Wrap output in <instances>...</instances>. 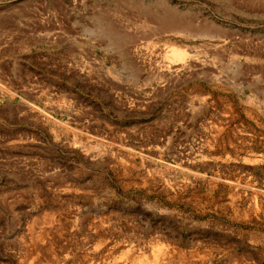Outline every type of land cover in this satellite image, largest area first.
Wrapping results in <instances>:
<instances>
[{
  "label": "rangeland",
  "instance_id": "rangeland-1",
  "mask_svg": "<svg viewBox=\"0 0 264 264\" xmlns=\"http://www.w3.org/2000/svg\"><path fill=\"white\" fill-rule=\"evenodd\" d=\"M59 2L67 38L112 59L124 37L131 70L98 123L0 161V264H264V0ZM161 8L219 36L158 32Z\"/></svg>",
  "mask_w": 264,
  "mask_h": 264
},
{
  "label": "crops",
  "instance_id": "crops-1",
  "mask_svg": "<svg viewBox=\"0 0 264 264\" xmlns=\"http://www.w3.org/2000/svg\"><path fill=\"white\" fill-rule=\"evenodd\" d=\"M30 1L0 0V127L10 128L0 135V161L45 143L51 123H98V89L108 96L113 88L106 80L131 70L123 44L109 59L106 49L99 56L96 46L67 38L60 0ZM40 127L42 143L35 139Z\"/></svg>",
  "mask_w": 264,
  "mask_h": 264
},
{
  "label": "bare ground",
  "instance_id": "bare-ground-1",
  "mask_svg": "<svg viewBox=\"0 0 264 264\" xmlns=\"http://www.w3.org/2000/svg\"><path fill=\"white\" fill-rule=\"evenodd\" d=\"M223 1H225V0H223ZM158 10H161V14H159V15L158 14L154 15L155 13L151 14L153 11L149 13L151 15L145 14L146 19L149 22L155 24L156 30L158 32L183 33V34H186L188 36H192L194 38H212L214 34H216V35L219 34L214 29V27H212L209 24L210 22L208 23V22L203 20L201 22L199 21L198 23H196L194 17H190V16H187L184 14H180V13H177V12L170 10V9H167V8H161ZM103 34H104V32H103ZM105 34H108V33H105ZM110 39L112 41L116 42V44H118V45L119 44L122 45V43L125 40L124 37H122V39H121L118 36L117 37L110 36L109 40ZM171 54L177 55V51L173 50V53H171Z\"/></svg>",
  "mask_w": 264,
  "mask_h": 264
}]
</instances>
